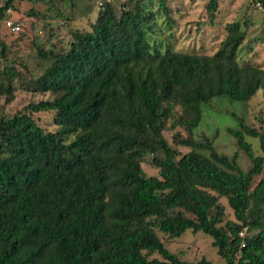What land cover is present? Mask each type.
I'll return each mask as SVG.
<instances>
[{
    "label": "trees",
    "instance_id": "16d2710c",
    "mask_svg": "<svg viewBox=\"0 0 264 264\" xmlns=\"http://www.w3.org/2000/svg\"><path fill=\"white\" fill-rule=\"evenodd\" d=\"M14 1H1L0 20ZM138 2L115 10L108 0L89 30L68 29L65 47L32 45L41 73L26 80L0 41L4 103L16 83L49 96L0 115V264H188L158 237L186 230L208 236L224 264H264V120L256 131L236 116L225 129L245 160L202 128L205 108L264 99V71L237 58L245 24L227 23L212 55L180 53L150 41L165 0L155 13ZM216 7L205 4L209 20ZM40 112L54 130L36 124ZM144 155L157 177L142 171Z\"/></svg>",
    "mask_w": 264,
    "mask_h": 264
},
{
    "label": "rangeland",
    "instance_id": "374dc122",
    "mask_svg": "<svg viewBox=\"0 0 264 264\" xmlns=\"http://www.w3.org/2000/svg\"><path fill=\"white\" fill-rule=\"evenodd\" d=\"M137 1L140 5L150 3L149 8L153 13L158 10L157 0H110V3L115 10H120L124 3ZM207 1L165 0L168 18L162 14L155 17L153 21L157 33L150 35V41L160 42L162 49L168 45L173 51L180 53L212 55L225 35L224 26L229 22L238 21L245 24L244 41L237 55L238 61L264 71V13L252 0H217L214 19L209 20L204 10ZM96 2L97 0H15L12 8L7 10L0 20V41H3L9 50L7 63L15 66L23 80L39 75L41 69L36 63L35 49L32 45L47 49L52 45L65 47L69 41L68 29L89 30L96 15ZM29 11L32 12L30 15ZM7 20L17 23L20 26L19 31L14 33L6 28L4 21ZM47 98H49L47 94L37 95L21 90L16 83L13 99L8 104L0 98V115L10 118L23 112L28 104ZM246 105L243 108V105L229 106L221 103L214 108L203 109V131L216 130L217 143L226 154L230 155L234 151L239 153L225 132L226 128L235 127L236 116H242L244 122L254 130H261L259 119L264 120V99L260 92H257ZM32 117L42 129L54 130L52 113L40 112L32 114ZM175 131L163 132L170 145ZM244 139L253 151L258 150L256 140L247 137ZM172 146L181 153L188 151L180 146ZM240 158L245 160L241 154ZM141 169L146 176L157 177L158 170L151 166L148 155L143 156ZM219 201L224 208L223 222L233 221L226 201L223 199ZM158 237L170 253L188 264H194L200 258H204L210 264H224L211 246V239L201 232L192 233L186 230L177 238L171 239L161 234H158ZM150 259L160 260V257L153 253L148 256V260Z\"/></svg>",
    "mask_w": 264,
    "mask_h": 264
},
{
    "label": "built area",
    "instance_id": "2783aa9c",
    "mask_svg": "<svg viewBox=\"0 0 264 264\" xmlns=\"http://www.w3.org/2000/svg\"><path fill=\"white\" fill-rule=\"evenodd\" d=\"M108 0H97L96 2V12L103 9L105 2ZM257 8H259L258 4H255ZM264 13V12H263ZM4 25L6 28L10 29L12 32L16 33L19 31L20 26L17 23L12 22L11 20L4 21ZM243 232L239 233V236L242 237Z\"/></svg>",
    "mask_w": 264,
    "mask_h": 264
},
{
    "label": "crops",
    "instance_id": "0c3cea01",
    "mask_svg": "<svg viewBox=\"0 0 264 264\" xmlns=\"http://www.w3.org/2000/svg\"><path fill=\"white\" fill-rule=\"evenodd\" d=\"M94 18H95V15H94ZM93 21H94V19H93Z\"/></svg>",
    "mask_w": 264,
    "mask_h": 264
}]
</instances>
